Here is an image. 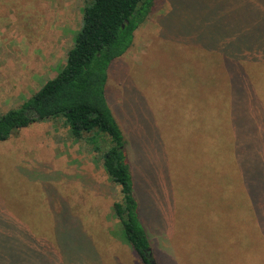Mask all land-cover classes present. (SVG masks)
I'll use <instances>...</instances> for the list:
<instances>
[{
	"label": "rangeland",
	"instance_id": "obj_1",
	"mask_svg": "<svg viewBox=\"0 0 264 264\" xmlns=\"http://www.w3.org/2000/svg\"><path fill=\"white\" fill-rule=\"evenodd\" d=\"M87 1L0 0V114L63 68ZM232 19L252 35L233 84L220 72L229 62L207 50L208 34L231 31ZM257 49L264 0H157L110 68L108 101L128 137L157 264H264V61H249ZM121 197L101 153L62 119L23 127L0 141V256L15 252L5 234L26 230L35 239L24 264H143L114 213Z\"/></svg>",
	"mask_w": 264,
	"mask_h": 264
},
{
	"label": "trees",
	"instance_id": "obj_2",
	"mask_svg": "<svg viewBox=\"0 0 264 264\" xmlns=\"http://www.w3.org/2000/svg\"><path fill=\"white\" fill-rule=\"evenodd\" d=\"M156 3L157 0H88L82 26L63 68L22 104L0 114V141L34 122L62 119L75 139H84L94 151L101 153L106 172L121 188L122 197L115 201L114 213L120 220L123 235L143 264L157 263L150 254V239L138 214L128 137L109 104L107 89L112 64L131 48L135 31L148 20ZM226 25L231 31L225 29L216 37L208 34L207 50L229 62L220 72L233 84L239 71L245 72L241 60L246 55L241 56L240 44L252 35L236 29L237 20L232 19ZM221 38L230 42L221 47ZM258 52L254 58L250 56L249 61H264V52ZM5 238L14 243L15 252L13 259L0 256V264H24V253H28L30 240L35 237L26 230H19L5 234ZM37 253L42 259L39 251Z\"/></svg>",
	"mask_w": 264,
	"mask_h": 264
}]
</instances>
